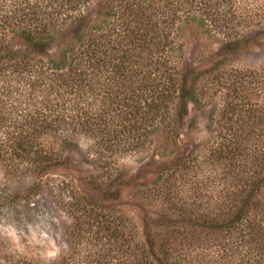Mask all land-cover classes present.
Here are the masks:
<instances>
[{
    "label": "trees",
    "instance_id": "obj_1",
    "mask_svg": "<svg viewBox=\"0 0 264 264\" xmlns=\"http://www.w3.org/2000/svg\"><path fill=\"white\" fill-rule=\"evenodd\" d=\"M190 24L220 41L197 66L179 41ZM254 49L264 0H0V164L20 185L0 191V220L45 191L71 217L53 264H264V53L234 64ZM215 101L214 138L185 142L190 110ZM156 136L159 161L116 166ZM85 137L95 171L76 178L67 154ZM128 190L160 208L142 237ZM0 264L34 263L0 238Z\"/></svg>",
    "mask_w": 264,
    "mask_h": 264
},
{
    "label": "rangeland",
    "instance_id": "obj_2",
    "mask_svg": "<svg viewBox=\"0 0 264 264\" xmlns=\"http://www.w3.org/2000/svg\"><path fill=\"white\" fill-rule=\"evenodd\" d=\"M179 41L183 46V56L194 66L201 64L200 59L204 54H215L220 48L219 38L205 34L196 24L185 26ZM263 53V49L245 52L234 64L239 67L255 66ZM220 109L221 104L216 101L202 109H191L188 121L192 122L193 128L184 133L183 140L193 145H207L209 140L214 138L213 130L217 129L215 123ZM159 141L160 137L156 136L152 147L119 157L116 166L129 176L137 174L147 164L160 160ZM93 153V141L87 137L82 138L80 147L67 154L76 169V172L71 173L72 176L78 178L95 171L92 165L86 162L87 156ZM5 176V169L0 164V191L7 189L4 191L7 193L12 188L20 187L17 182H10ZM29 182L30 180L27 185ZM129 191L123 196L121 210L133 219L139 237H142L143 218H156L160 208L154 203L151 207H146L145 211L141 210ZM70 223L71 217L56 199L42 191L32 198H22L4 209L0 220V238L6 249L26 257L34 264H53L67 250L65 229Z\"/></svg>",
    "mask_w": 264,
    "mask_h": 264
}]
</instances>
